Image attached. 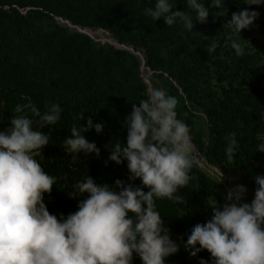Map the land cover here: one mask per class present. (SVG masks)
<instances>
[{"label":"trees","instance_id":"16d2710c","mask_svg":"<svg viewBox=\"0 0 264 264\" xmlns=\"http://www.w3.org/2000/svg\"><path fill=\"white\" fill-rule=\"evenodd\" d=\"M170 2L173 11L191 15L194 23L191 32L180 21L169 27L163 17L154 21L145 15L146 8L155 10L156 0H0V7L8 5L17 12L13 4L20 7L37 4L74 24L109 30L119 42L144 48L145 64L159 70L161 77L166 74L165 80L178 99V118L191 126L194 118H199L194 111L205 116L208 144L203 145L198 138L197 145L205 148L207 159L230 164L255 195V177L264 176V152L257 151V145L264 143V86L260 84L264 80V49L252 48L244 30L237 34L221 19L213 20L216 7L212 0H200L209 10L205 23L196 20L186 0ZM245 9L255 11L247 6L246 0H228L230 15ZM32 13L43 14L38 10ZM256 21L264 30L259 16ZM13 22L7 25L0 15V130L10 126L15 106L28 102L22 97L30 98L42 114L46 105L59 104L61 118L54 126L40 128L35 123L38 118L29 113L34 119V130L51 132L42 157H37L44 171L62 177L65 188L71 191L86 176L112 188H116L117 179L125 185L143 188L141 180L129 179L131 174L123 157L120 164L109 160L116 143L127 144L126 119L131 113L120 106L126 104L132 112L133 104L138 106L147 98L144 84L122 65V52L96 50L90 44L91 38L83 33L61 30L38 36L30 28L25 29L20 20L14 18ZM233 40L245 45L243 56L236 55L231 47ZM214 41L217 48L210 55L206 48ZM89 118L93 127L83 134L97 145L100 155L80 153L73 164L71 155L64 150V140L71 135L74 124L87 127ZM95 124L103 125L101 133L96 132ZM233 132L239 147L229 162L225 136ZM190 175L193 179L188 186L176 193L182 197L180 202L156 200L164 227L179 246V251L168 256L165 264H201V260L212 264L207 250L192 256L185 245L192 228L212 218V201L222 207L228 192L201 167H194ZM57 194L54 184L51 194H45V203L51 214L57 217L63 214L66 218L69 209L56 207ZM79 199H75L76 211ZM133 264H142L136 254Z\"/></svg>","mask_w":264,"mask_h":264},{"label":"clouds","instance_id":"9594fccd","mask_svg":"<svg viewBox=\"0 0 264 264\" xmlns=\"http://www.w3.org/2000/svg\"><path fill=\"white\" fill-rule=\"evenodd\" d=\"M196 20L205 23L209 10L200 0H186ZM224 0H212L222 7ZM264 0H246L259 5ZM154 21L164 18L171 27L178 21L192 31L194 23L189 13L173 11L170 0H156L155 10L145 9ZM259 13L247 9L233 13L227 23L240 34L249 28ZM237 56L244 55L245 45L232 41ZM217 48L213 42L206 48L211 55ZM147 98L126 119L127 144L116 143L109 160L117 164L127 161L129 179L141 180L142 187L125 185L117 179L116 188L99 185L86 176L73 185L69 195L79 199L78 210L65 218L49 212L45 194H51L56 178L44 171L37 157L49 144L50 133L34 130V119L40 128L54 126L61 118L59 104L46 105L42 114L27 99L17 104L10 126L0 130V264H133L134 254L142 264H165V259L179 251L169 229L156 208V200L180 202L176 193L193 179L194 167H200L196 144L189 126L178 118V99L160 88L149 87ZM93 127H71L64 140V150L76 164L80 153L100 155V149L83 133ZM97 133L102 124H95ZM259 138V137H258ZM226 158L231 162L239 147L236 133L225 136ZM264 152V143L257 145ZM223 176V173L220 172ZM222 182V181H221ZM254 199L243 202L247 189L235 186L227 194L222 207L212 201L213 216L196 224L185 247L192 256L207 250L212 264H264V176H256ZM87 194V195H85ZM201 264H208L201 260Z\"/></svg>","mask_w":264,"mask_h":264},{"label":"rangeland","instance_id":"374dc122","mask_svg":"<svg viewBox=\"0 0 264 264\" xmlns=\"http://www.w3.org/2000/svg\"><path fill=\"white\" fill-rule=\"evenodd\" d=\"M247 6H250L253 10L259 13L258 16L263 21L264 27V3L259 5L247 4ZM12 7L15 8L17 12L13 11L8 5L0 7V15L7 21V25H13V19L16 18L20 20L25 29L30 28V32H35L38 36H48L49 34H54L61 30L66 33H83L91 38L90 44L92 48L96 50L103 48L109 53H112L113 49L121 51L122 55L120 61L122 65L131 73V75H133V77L139 79L144 84L146 93L149 87H153L163 89L169 95L174 96L168 82L165 80L166 74L161 77L159 75V70H153L145 64L144 48H135L132 44L119 42L109 30L74 24L67 17L54 12L48 13L47 10L43 9V7L37 6V4H31L24 7L13 4ZM35 10L42 11L43 14L34 15L32 11ZM216 18L221 19L224 25L227 26V23L232 18V15L228 12V0H224L222 7L215 8L212 13V19L214 20ZM244 32L247 35L252 48L264 49V30L260 29L256 20L249 28L244 29ZM262 62L264 63V55L262 56ZM212 81L213 84L216 83L215 80ZM260 84L264 86V80L261 81ZM120 107L124 112L132 113L128 105L122 104ZM176 111L178 113L177 108ZM194 113L199 115V118H194L191 126L189 125V129L193 142L198 149L201 169L210 177L221 183L227 192L235 186H245L247 191L244 194L243 202L250 203L254 199V193L246 180L242 179L239 173L230 164L226 162L213 163L209 161L205 156V148L200 149L198 147V138L201 139L203 145L208 144L209 130L205 116L201 112L198 113L194 111ZM220 172L223 173V176ZM49 175L54 176L52 174ZM54 177L56 178L55 184L58 193L55 198L56 207H66L69 209V214L74 213L76 211V200L69 195L72 191L65 188L66 183L62 177ZM179 210L183 211L181 208Z\"/></svg>","mask_w":264,"mask_h":264}]
</instances>
